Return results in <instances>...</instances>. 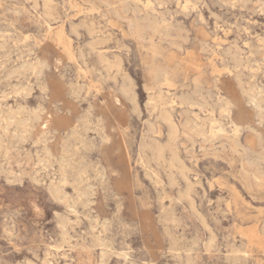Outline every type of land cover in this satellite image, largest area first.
Instances as JSON below:
<instances>
[{
	"label": "rangeland",
	"instance_id": "1",
	"mask_svg": "<svg viewBox=\"0 0 264 264\" xmlns=\"http://www.w3.org/2000/svg\"><path fill=\"white\" fill-rule=\"evenodd\" d=\"M0 264H264V0H0Z\"/></svg>",
	"mask_w": 264,
	"mask_h": 264
},
{
	"label": "bare ground",
	"instance_id": "2",
	"mask_svg": "<svg viewBox=\"0 0 264 264\" xmlns=\"http://www.w3.org/2000/svg\"><path fill=\"white\" fill-rule=\"evenodd\" d=\"M134 2H135V0H134ZM138 2V1H137ZM147 7V6H146ZM72 18V17H71ZM133 22H135V21H133ZM156 24V23H155ZM129 25H132V24H130L129 23ZM156 27H157V25H155ZM132 27V29H133V32H136V24H135V27L132 25L131 26ZM153 27V26H152ZM138 28H140V27H138ZM155 28V27H154ZM142 30V29H141ZM51 32V31H50ZM139 32H140V30H139ZM135 34V33H134ZM140 34H138V36H139ZM136 36V35H135ZM141 36V35H140ZM109 39V38H108ZM101 56H103V55H101ZM104 57V56H103ZM101 58V57H100ZM221 72V71H220ZM230 87V86H229ZM191 99V98H190ZM193 99V98H192ZM159 100H160V102H161V104H162V107L163 106H167L168 105V103H166V101L162 98V97H160L159 98ZM188 101V100H187ZM193 101V100H192ZM192 101H189L190 103H192ZM168 102H169V100H168ZM172 103V102H171ZM164 109H163V118H165V120L169 123V127H170V129H171V132H172V135H174L177 131H176V125H174L175 123H173V120H171V117H170V114H169V112H168V110H167V108L166 107H163ZM12 112V111H11ZM15 112V111H14ZM14 115V114H13ZM8 118V117H7ZM16 119H17V117L15 118L14 116H9V122L11 123V124H14V123H16ZM5 121H7V120H5ZM19 121V120H18ZM192 121V120H191ZM189 122V123H193V122ZM5 123V122H4ZM30 124V123H29ZM29 124H28V126H29ZM17 125V124H16ZM23 125V124H22ZM185 125V124H184ZM201 125V124H200ZM200 125H197L196 123H195V126H193V127H191V130H193L192 132H195V133H197V134H201V135H203V136H205V133H204V130H203V128L200 126ZM16 127V126H15ZM18 127V126H17ZM23 127H25V125L23 126ZM190 127H189V129H190ZM21 128V127H20ZM28 128V127H27ZM30 128V127H29ZM188 128V127H187ZM186 128V129H187ZM21 129H23V128H21ZM202 129V130H201ZM19 130V129H18ZM26 130V129H25ZM24 130V131H25ZM8 131V130H7ZM19 132V131H18ZM24 133V132H23ZM22 133V134H23ZM28 133V132H27ZM18 134V133H17ZM19 134H20V132H19ZM177 134V133H176ZM16 135V134H15ZM171 135V136H172ZM23 136V135H22ZM22 138V137H21ZM20 138V139H21ZM236 143H237V141H236ZM2 147V146H1ZM62 192L63 191H61V189L59 188V187H54V189H53V193H54V195L58 198V199H61L62 198ZM64 193V192H63ZM65 195V194H64ZM66 196V195H65ZM63 200V199H62ZM248 232H250V231H248ZM252 238V237H251ZM254 241H256V240H254Z\"/></svg>",
	"mask_w": 264,
	"mask_h": 264
}]
</instances>
